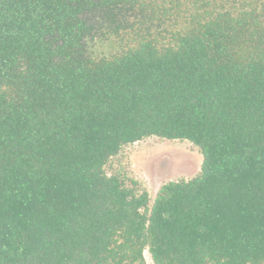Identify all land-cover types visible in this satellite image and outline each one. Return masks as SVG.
<instances>
[{"label": "trees", "instance_id": "16d2710c", "mask_svg": "<svg viewBox=\"0 0 264 264\" xmlns=\"http://www.w3.org/2000/svg\"><path fill=\"white\" fill-rule=\"evenodd\" d=\"M188 141L151 203L106 171ZM264 264V0H0V264Z\"/></svg>", "mask_w": 264, "mask_h": 264}, {"label": "rangeland", "instance_id": "374dc122", "mask_svg": "<svg viewBox=\"0 0 264 264\" xmlns=\"http://www.w3.org/2000/svg\"><path fill=\"white\" fill-rule=\"evenodd\" d=\"M202 156L188 141L147 138L124 146L112 157L106 171L137 181L149 194L151 203L166 182L188 180L200 172ZM146 264H152L145 252Z\"/></svg>", "mask_w": 264, "mask_h": 264}]
</instances>
